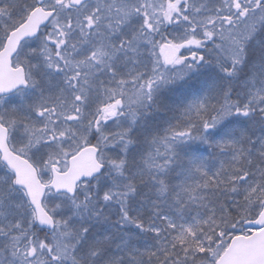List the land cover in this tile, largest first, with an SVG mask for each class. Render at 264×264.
Wrapping results in <instances>:
<instances>
[{
	"label": "snow or ice",
	"instance_id": "6c2138e0",
	"mask_svg": "<svg viewBox=\"0 0 264 264\" xmlns=\"http://www.w3.org/2000/svg\"><path fill=\"white\" fill-rule=\"evenodd\" d=\"M0 264H264V0H0Z\"/></svg>",
	"mask_w": 264,
	"mask_h": 264
}]
</instances>
